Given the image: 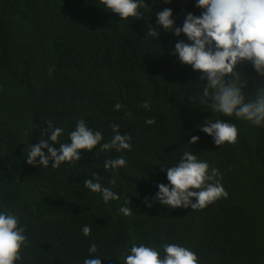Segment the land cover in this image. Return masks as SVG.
<instances>
[{
	"label": "trees",
	"instance_id": "trees-1",
	"mask_svg": "<svg viewBox=\"0 0 264 264\" xmlns=\"http://www.w3.org/2000/svg\"><path fill=\"white\" fill-rule=\"evenodd\" d=\"M146 3L139 19L121 20L114 12L112 17L104 15L101 0H33L21 12L12 0H0V30L4 28L0 75L6 73L0 78V130L5 129L0 133V211L9 209L19 215L26 227L30 245L23 249L20 264H83L91 240L97 241L102 264H121L120 253L133 238L136 243L156 246L181 241L200 251V264H264V209L256 207L259 201L264 205V143L256 141L264 140V126L225 116L237 124L238 142L218 154L223 145L216 146L198 128L204 120L221 115L196 107L169 108L179 96L185 101L199 99L204 83L190 66L161 53L165 31L161 29L155 39L144 37L147 26L160 31L150 22L160 1ZM30 14L38 19L28 20ZM100 17H104V30L99 27ZM109 31L112 37H106ZM116 40L124 44L118 50H114ZM245 66L239 70L257 81V87L264 84L252 66L249 70ZM147 74L151 75L145 78ZM150 82L158 85L142 87ZM171 84L174 87L163 92ZM254 91L249 81L245 92L250 96ZM122 99L129 102L120 103ZM117 102L122 112L114 109ZM143 102L150 104V110L142 107ZM141 108L136 124L125 121L130 110ZM81 118L101 131L104 141L111 138L110 125L119 124L130 132L132 150L82 149L80 162L60 168H52L51 161L48 167L26 162L31 144L48 139L41 135L46 121L68 134ZM148 118L156 123H145ZM192 135L200 139L190 145ZM184 151H193L222 174L226 172L230 195L203 210L175 213L185 208L162 207L152 211L144 198L153 197L158 183H168L161 165H174ZM95 153L101 155L99 167L85 168ZM121 154L128 165L118 175L104 169L105 159ZM223 165L227 166L223 169ZM96 172H101L100 182L119 193L120 200L105 204L99 193L84 187L83 181ZM114 175L116 184L111 185ZM126 198L132 201L130 217L119 212ZM85 225L91 227L89 236L82 233ZM211 240L221 246L212 247Z\"/></svg>",
	"mask_w": 264,
	"mask_h": 264
},
{
	"label": "clouds",
	"instance_id": "clouds-1",
	"mask_svg": "<svg viewBox=\"0 0 264 264\" xmlns=\"http://www.w3.org/2000/svg\"><path fill=\"white\" fill-rule=\"evenodd\" d=\"M170 2L164 0L166 4ZM101 3L106 10L118 14L121 20L130 17L139 19L142 16L140 9L147 7L146 0H101ZM195 7L201 9L198 15L189 11L174 18L173 9L161 5L163 10L156 13L154 25L160 31L147 26L144 37L155 39L161 29L175 37L183 34L184 38L175 42L171 54L181 65L190 66L199 73L198 79L204 83L198 97L200 103L214 113L264 126V84L259 83L254 94L249 96L245 92L249 85L248 75L239 70L240 65L251 64L257 76L264 78V0H195ZM182 18L183 23L178 26L177 22H182ZM195 99L197 97L190 98L191 101ZM142 107L151 108L148 102H143ZM121 108L119 102L114 104L115 110ZM145 123L151 125L156 121L148 118ZM46 125L41 135H47L48 139L31 144L26 157L29 165L48 167L51 161L52 168H60L64 163L74 165L80 162L82 149L92 152L99 146L101 152L115 150L123 153L130 152L133 147L131 134H122L120 125L116 123L110 125L111 138L104 141L101 131L89 127L85 119H78L74 129L68 132L69 142L65 143L59 142L64 128L54 126L50 120L46 121ZM199 129L211 136L218 147L238 142V126L229 120L206 119ZM199 139V136L192 135L188 143L195 144ZM49 140L53 143L50 144ZM57 143L58 148L53 146ZM127 165V157L121 154L105 159L103 167L118 175L119 169ZM161 171L166 172L168 183H158L155 195L151 199L144 198L147 207L159 203L172 209L190 207L192 210H203L229 196L221 183L219 169L200 159L193 151H184L170 167L161 165ZM109 183L116 184L115 175ZM83 185L91 192L99 193L105 204L120 200L119 193L100 182L99 173H92ZM131 202L126 198L119 208V212L126 217L132 215L128 206ZM82 233L89 236L91 227L85 225ZM29 245L26 227L20 223L19 215L9 209L0 211V264H20L24 259L23 249ZM97 252V244L93 242L83 264H102L104 257ZM118 259L121 264H200L197 253L180 243L164 242L156 246L136 243L135 238L130 246L125 244Z\"/></svg>",
	"mask_w": 264,
	"mask_h": 264
},
{
	"label": "bare ground",
	"instance_id": "bare-ground-1",
	"mask_svg": "<svg viewBox=\"0 0 264 264\" xmlns=\"http://www.w3.org/2000/svg\"><path fill=\"white\" fill-rule=\"evenodd\" d=\"M33 0H12V3H13V6H14V8L15 9H17V10H19L20 12L24 9V7L25 6H28L29 4H31V2H32ZM160 5H162V6H164V7H170V8H172L173 9V15L174 14H176V13H178L179 11H181L182 13H183V15H185L187 12H193L194 14H199L200 13V11H201V9H198V8H196L195 7V0H171V2L170 3H164V0H160ZM101 8H102V11H103V13H104V15L105 14H108V15H110V17H112V13H111V11H109V10H106L105 8H104V5L102 4V6H101ZM28 17V20H36V19H38V16L36 15V14H30V15H28L27 16ZM184 17V16H183ZM97 20L99 21V27L100 28H102L103 30L105 29V26H104V17H100V18H97ZM181 21L182 22H177V25L179 26V25H182V23H183V18L181 19ZM107 28H110L109 27V25H107ZM4 32V28H2L1 30H0V34H2ZM112 37V34H111V32L109 31L108 33H107V35H106V37ZM184 38V35L183 34H181V36L180 37H175V36H173L171 33H169V32H166L165 34H163V42H164V45L161 47V53L162 54H164V55H167L169 58H171L172 60H175V61H177V59H176V57L175 56H173L171 53H172V50H173V48H174V45H175V42L178 40V39H183ZM66 42L68 43V44H70V45H72V42L70 41V40H66ZM116 44H117V47L114 49V50H118V49H120V48H122L123 47V45L124 44H122V43H120V42H118L117 40H116ZM155 52H151L150 53V55H153ZM244 65H246L245 66V68H247L248 70H249V68L251 67V65L250 64H243V66ZM242 65H240L239 66V69L241 68V67H243ZM18 70H25L24 68H22V67H19L18 66V68H17ZM114 72V71H113ZM151 74H147V75H145L144 77L145 78H148L149 76H150ZM6 76V73L5 72H3V74L2 75H0V78H4ZM247 79L251 82V83H253L254 85H255V89H256V87H257V81H255L252 77L251 78H249V77H247ZM262 79H264V78H262ZM153 82V81H152ZM152 82H150V83H147V84H145V85H143L142 87H144V88H146L148 85H158L157 84V82H154V83H152ZM152 83V84H151ZM172 87H174V84H171V85H169V86H166V87H164V90H163V92H166V91H170L171 90V88ZM136 89H140L139 87L138 88H136ZM255 92V91H254ZM254 92L252 93V94H254ZM251 94V95H252ZM149 102H152L150 99H147ZM124 101H127V102H129L128 100H125V99H122L121 101H120V103H122V102H124ZM181 106H185L186 108H190V107H196L197 109H201V110H203V112L204 113H209V112H212L211 111V109L207 106V105H204V104H201L200 103V100L199 99H195V100H190V101H185L184 100V97L183 96H179L178 98H177V100H176V102L174 103V104H171L170 106H169V108H173V107H181ZM142 110V108L141 109H133V110H130L127 114H126V116L124 117L125 118V121H127V120H132L131 121V124L132 125H134V124H136L139 120L138 119H135V117L138 115V113L140 112ZM120 112H122V110L120 109L119 110ZM217 114H219V115H221V118H214V117H211L210 119H212L213 121L214 120H216V119H225V116H223L222 114H220V113H217ZM120 130H121V133L123 134V133H125V132H128V133H130L128 130H126V129H121L120 128ZM4 131H5V129H1L0 130V133H4ZM198 131L200 132V133H204V132H202V131H200V129L198 128ZM136 132V130H132V133H135ZM109 136H112V134H108ZM262 137V136H261ZM68 134H63V135H61V137L59 138V142L60 143H63V142H66V141H68ZM256 141L257 142H261V143H264V140H259L258 138L256 139ZM50 144L51 143H53V142H51L50 140L48 141ZM139 143H142L141 141H139ZM53 145H55V144H53ZM57 145H59L58 143H57ZM229 145H231V144H228V143H225L222 147L223 148H221L220 150H218V154H223V153H225V151H226V147L227 146H229ZM98 147V146H97ZM96 147V148H97ZM94 150V149H93ZM85 151H87V150H85ZM88 152V151H87ZM100 157H101V155H99L98 153H95L93 156H92V162L91 163H88L87 165H85V168H88L89 166H95L96 168H98L99 167V159H100ZM228 158H221V161H226ZM229 164H232V163H229ZM225 166H227V165H223V169L225 168ZM220 171V170H219ZM96 173H99V175H100V173L101 172H96ZM221 179L223 180V182H222V184L224 185V187H225V189L228 191V193H229V195H230V191H229V189H228V182H227V179H228V174L226 173V172H224V174H222V177H221ZM234 190L238 193V194H240V195H247V193L245 192V191H243V190H236V188H234ZM155 194H153V196H154ZM259 196H256L255 198L257 199ZM152 198V197H151ZM193 200H195V198H193ZM261 203H263V201H259V202H257L256 203V207L257 208H259V209H264V205L263 204H261ZM145 204V203H144ZM162 207H167V206H164V205H162V204H159V203H154L153 204V206L152 207H150L151 208V210L152 211H156L158 208L160 209V208H162ZM170 208V207H169ZM188 209H191L190 207L189 208H185V209H183V210H177L175 213H180V211H188ZM192 210V209H191ZM166 214H167V216H168V214H170V212L169 211H167L166 212ZM173 215H175V214H173ZM55 221H58V219L57 220H55ZM156 229H158V228H156ZM154 230H155V228H154ZM153 230V231H154ZM106 232V231H105ZM184 233V231L181 233V237H182V234ZM147 237H148V233L146 232V234H144V240H145V238H146V240H145V242H148L149 240H147ZM172 237V236H171ZM93 242H95L96 244H97V241H95V240H91V242L88 244V247H87V250H88V248L90 247V245L93 243ZM168 242V241H167ZM169 243V242H168ZM177 243H181V241H179V242H177ZM210 243H211V246L212 247H216V246H221V244H220V242H215L214 240H211L210 241ZM185 244V243H184ZM98 245V244H97ZM193 251H195L196 253H197V255H199L200 254V251L199 250H196L194 247H193V249H192Z\"/></svg>",
	"mask_w": 264,
	"mask_h": 264
},
{
	"label": "water",
	"instance_id": "water-1",
	"mask_svg": "<svg viewBox=\"0 0 264 264\" xmlns=\"http://www.w3.org/2000/svg\"><path fill=\"white\" fill-rule=\"evenodd\" d=\"M163 10L161 7H158L154 14L150 17V22L152 25H155L156 13Z\"/></svg>",
	"mask_w": 264,
	"mask_h": 264
}]
</instances>
